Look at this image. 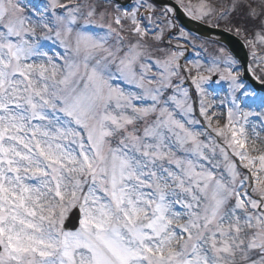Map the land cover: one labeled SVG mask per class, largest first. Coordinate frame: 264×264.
Listing matches in <instances>:
<instances>
[{
    "label": "snow or ice",
    "instance_id": "snow-or-ice-1",
    "mask_svg": "<svg viewBox=\"0 0 264 264\" xmlns=\"http://www.w3.org/2000/svg\"><path fill=\"white\" fill-rule=\"evenodd\" d=\"M112 3L48 0L45 19L0 0V264H264V153L252 154L248 136L249 117L264 125V96L245 88L221 47L204 71L229 82L231 107L214 125L210 76L199 60L195 75L180 62L184 46L171 39L183 30L165 36L176 8L153 27L148 0L115 5L109 22ZM176 5L193 20L217 13L206 0ZM238 7L259 20L246 41L257 57L264 0H232L219 19ZM72 209L75 231L65 227Z\"/></svg>",
    "mask_w": 264,
    "mask_h": 264
},
{
    "label": "rangeland",
    "instance_id": "rangeland-1",
    "mask_svg": "<svg viewBox=\"0 0 264 264\" xmlns=\"http://www.w3.org/2000/svg\"><path fill=\"white\" fill-rule=\"evenodd\" d=\"M38 2H40L39 7H37V9H39L41 15L43 17H46V19L48 18V16L50 15L49 12H46L45 9L47 7L48 4V0H37ZM74 2H80L82 0H72ZM219 0H217L216 2H218ZM223 1V0H222ZM31 0H21L22 4L27 5V7L25 8V14H29L30 13V8L31 6ZM200 2V0H184L185 4L191 3L193 5L198 4ZM207 3H210V1H206ZM215 0L214 2L210 3L211 5L213 3H216ZM143 3L142 0H136L134 1L133 5L131 6V8L133 9L134 7L138 6L139 4ZM221 3H223V5H225L224 2L219 1L218 4H214V7L217 9L219 8H223L221 6ZM259 3V0H254L253 6L255 7L256 4ZM131 9V10H132ZM32 10H34L32 8ZM260 8H257V11H260ZM163 10L159 11L157 9H155V12L153 13V19L157 21V19L163 20L165 17L161 15ZM140 12H144V9L141 8L140 11L138 12V18H140ZM114 14H116L114 11L109 10V22H111L112 18L115 16ZM169 18V16L167 17V19ZM234 20L235 23L238 22L239 26H243L245 29L241 30L240 32V36L242 37V39H244V41L246 42L247 40H255V32H257L259 30V20H251L247 17L246 15V9H244L243 7H238V9L234 12ZM33 19H35L33 17ZM171 20V19H170ZM208 20V19H206ZM201 21V20H199ZM205 21V20H203ZM144 22L146 23V21L142 20L141 21V26L144 25ZM157 25V24H156ZM154 25L153 27H164V25L161 23H159V25ZM115 26V25H113ZM130 27L127 26L125 27V34L128 33L127 29ZM169 30H172L169 29ZM97 31H101L100 29H97ZM39 32V29H38ZM124 32L121 33V35H125L123 34ZM249 33H254L253 37H248ZM101 34H103L101 32ZM130 34H127L125 36L129 37ZM151 35H149V37H146L145 39L147 40L148 38H150ZM180 34H177L176 37H179ZM168 37V36H167ZM248 37V38H247ZM115 37H111L109 42L111 43L114 40ZM172 45L175 46L176 44H181L184 46V56L181 57V60H183L182 64H185L188 68L191 67L192 68V61H196L199 60L202 67L200 69V71L206 75V76H210V79L204 83L202 85L203 88H205V90L208 92H205V97L207 102H209L211 104V109H210V114L211 113H215V116L213 117V123L215 125L216 123V118H219V123L221 126H223L226 123L227 120V110L229 108V102L231 99V90L229 88V82L228 81H222L219 80V74L218 73H207L206 71H204V69H206L207 67L210 66V63L212 61V59L218 55H220L219 53V48L215 47L213 49H205V45L201 42H199L198 40H196V37L194 36H189L188 34L185 35L184 38H180V39H175L172 38ZM189 41L191 43H189ZM248 50H249V54L250 57L252 56V47L251 46H247ZM46 51L48 50L47 48L45 49ZM56 50V49H53ZM172 50H175V48L173 47ZM255 51L259 53L258 57H264V45H260L259 43L256 44V48ZM226 53H228V51L226 50ZM229 54V53H228ZM253 63L252 64V69H254V71H256L257 75L260 78H264V63H259L257 57H253ZM203 61L205 62V65L203 63ZM251 64V62H250ZM259 64V66H258ZM223 67V65H222ZM236 68L240 69V77H241V68L239 63L237 62ZM195 72L196 69L192 68ZM196 74V73H195ZM187 75V73H186ZM217 76V80L216 81H212L213 77ZM184 82L186 81V77H183ZM190 82L191 88L189 89V87H186L188 89L189 92V97H190V102L193 106L194 109V114L197 116V118H199L201 120V125L204 124V121L201 117H199V101L201 99L200 94L197 92L195 85L191 83L190 78H188V80ZM186 81V82H187ZM184 84V83H183ZM248 90L250 88H247ZM167 95H170L171 93H166ZM237 96H239V92L236 93ZM243 107V105H242ZM250 110H254V111H260L259 108H255L253 106V108L249 109V108H245V111H250ZM249 127H248V136H249V148L254 149V151H252L253 155H258L260 153H264V125H261L260 121L255 117V116H251L249 117ZM252 125L256 126L255 129V133H259V135L257 136L253 130H252ZM70 213V212H69Z\"/></svg>",
    "mask_w": 264,
    "mask_h": 264
},
{
    "label": "water",
    "instance_id": "water-1",
    "mask_svg": "<svg viewBox=\"0 0 264 264\" xmlns=\"http://www.w3.org/2000/svg\"><path fill=\"white\" fill-rule=\"evenodd\" d=\"M158 1V0H156ZM160 3L162 4H170L168 3V1H165V0H160ZM172 5V4H171ZM179 19L180 21L185 24L190 30L194 31V32H197V30L195 28H193V24L186 21L181 15H179ZM202 29V28H201ZM199 31V30H198ZM201 32V31H199ZM203 33V32H202ZM201 34V33H200ZM217 35H220L222 36V41L224 43H226L230 49L232 50L233 53L236 54V56L240 57L244 63V65H246V56H245V53L243 52V49L242 47L236 42V39L232 38V37H229V36H223L222 34H217ZM73 219L76 221L77 220V213L75 212L73 214ZM68 228H72L73 225H70L68 224L67 226Z\"/></svg>",
    "mask_w": 264,
    "mask_h": 264
}]
</instances>
